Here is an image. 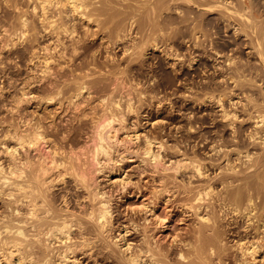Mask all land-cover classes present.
I'll return each instance as SVG.
<instances>
[{"label":"bare ground","instance_id":"obj_1","mask_svg":"<svg viewBox=\"0 0 264 264\" xmlns=\"http://www.w3.org/2000/svg\"><path fill=\"white\" fill-rule=\"evenodd\" d=\"M34 1L35 3L32 4L31 11L37 16V20L41 24L40 25L41 29L37 30V26L33 25L32 23H29L28 18L25 16V13H24L25 10L23 9L24 10V11L22 10L23 13L20 12L17 14L16 24L11 25L10 29L6 27H4L2 30L0 29L1 32L2 31H4V33L6 32L7 34L6 37H8L6 40H4L5 48L7 46V49H8V46L10 47V45H13L14 43H16L15 41L13 42L14 36L15 38L29 36L31 37L30 39L31 42L36 43V41L39 40L38 39L39 37H42L44 35H47V36L49 35V37H51L50 35L54 33V35L56 36V40H55V37L53 39L55 40V43L57 44L58 42L56 41L60 40V36H59L60 34L67 36L68 39L70 38L75 42L71 50L72 53L70 52L72 55L71 56L72 62L76 59L78 60V58H80L81 55H84L85 50H86V44L82 41L84 39L81 40L80 38H78L80 35L77 37L75 36L78 34V33L76 34L77 29H75V25L71 23L68 24V21L66 23L64 22V20L57 22L55 19L56 16L54 19L51 18L53 17L54 13L52 14V16H49L47 14V7L49 5H53L59 9L64 8V12L62 13H65L66 8H67L68 12H70L69 14L73 16L74 20L75 19L76 21L77 19L78 21L84 20V23L85 21L87 23L91 19L98 21L97 19H99L100 16L101 17L104 16V18L108 20L103 25L104 29L105 27H107L106 24L109 23V21L112 18L122 15V18L120 17L121 20L119 18L120 21L119 20L117 21L116 19L115 24L113 22H112L113 23L112 25L110 24V30L108 32L110 33L114 31L113 32L114 39H115L113 42L114 46L115 44H116L115 47L121 45V47L123 48L122 52L126 53L128 51L129 52L128 54L130 55V60L135 61V62L136 60L142 61V58H144L143 56H146L147 51L145 50L146 49L145 47L150 48V50L152 49V51L160 50L164 54V56L166 55V57L181 60L183 58V55L181 53L174 51L172 47L166 49L165 46H167L168 44L166 43V38L163 39L162 37L163 40H161L159 39L160 38L159 35L161 34L163 35V33L164 35H167L165 34V31L169 32V30H167L168 27L171 28L170 30H173V33L178 32V31L182 33L184 31L183 34L185 35V33L187 32L186 34L188 35L186 37H188V42H189V44L187 42L188 44L187 61H188V68L191 70V77H192L190 78L191 82L189 83V86H188V89H190L189 96L191 97V103L196 104V105L201 104L202 106H207V107L208 106L211 107L212 105L216 106L217 108L216 114L221 120V122L228 123L230 127L232 126L231 128H233L234 126L233 124L234 120L241 117L239 113L244 111L243 117L239 119H243V121H246V122H249V121L251 122L253 120V124L256 125L254 129L251 127L252 129H250L249 134L246 136H249V138H252V140L258 139L259 144L263 143L264 141L263 139L264 138L263 137L264 135V0H34ZM15 4H17L16 1H15ZM19 7H22V6H18V8ZM15 9H17V6H15ZM59 9L58 11L60 12ZM50 11H53V9ZM170 11H173L178 16V18L176 19L177 16L175 17L174 14H173L174 18L170 16L167 19L163 18V15L165 17V14L166 15L169 14ZM68 12H67V15H68ZM136 15L139 18H137ZM57 16L60 17L59 15ZM142 16H144V19L142 18ZM12 20L10 24L12 23ZM133 25H134V28L135 27L137 28L135 33L138 32L140 35V38L138 40H135L136 38L135 39L133 38L132 44L129 46L128 45L125 46L123 41H126L127 38L129 39L131 37L130 30L131 28H133ZM171 25L174 26V29L171 27ZM89 26H90V23H89ZM86 27H85V30H86ZM88 27H87V30L89 31ZM97 27H98V24H97ZM103 28L100 26L98 29L102 30ZM93 31L95 32V30ZM142 31H147V32L145 35L142 36L141 34ZM4 33H1V35ZM104 33L107 34V32H104ZM168 35H167V38H171V37H168ZM172 36H175V35H172ZM176 36L179 37L178 34ZM101 37H103V39L107 38L104 35ZM53 39L51 40L53 41ZM108 39L107 41L109 42ZM169 40L167 41L169 42ZM80 41H82L83 43L82 42L80 43ZM78 42L79 44L77 45L76 43ZM162 43H164L165 46H162ZM70 45H72V43ZM57 46L54 45V50H57ZM245 46H249L253 49L251 50L250 55L253 56V58L255 59L254 61H250L251 58L248 59L249 57L247 59L246 58L242 59L240 56L239 57L236 56V54H241V52H243L241 50ZM50 47L49 45L45 44L42 47L40 46V49H42V51L44 50L43 52L48 54L47 51L50 50L49 49ZM62 47L64 49V46ZM11 49H9L8 51H10ZM63 49L62 51H60L61 53H63L64 51L66 52V50H63ZM105 49H107V47ZM110 51H106L107 56L109 54L108 52ZM60 52H58V55ZM93 52L91 53L92 54L91 61L81 60V62L79 63H76V64L72 63L74 65L72 69H68L65 66H62V63L60 66L56 64L58 69L59 67L61 69L59 70V73L64 75V77L68 75V72L71 75L72 80L70 82L72 83V85L70 86L69 84L68 86L67 83H64V85L67 86V88H65L66 89L65 92H68V95L65 94L66 95L65 97L67 99L66 107L71 106L72 108L75 109V111L78 110V113L75 112L76 114L72 116L73 119H76L77 125H75L76 123L73 124L72 123L73 121L72 122L69 121L67 122L69 126L68 127L63 126L64 128L61 129V127H59V125H57L56 124L57 122H56L55 124L57 126H53L51 124L52 128L51 129L48 128L47 130L43 128V125L39 121H37L40 119H37L36 121L35 120L32 121L33 119L31 117H25L23 119V117L20 116L21 114L18 112H22L20 111L22 107L21 108L19 107L21 106L22 101H19V103L21 104L18 103L19 105H17L16 109L13 108L15 109V112L12 110L13 114H16V116L14 115L13 116L16 117L17 119L15 123L13 122L14 117L12 121L10 120L12 123H14V126L12 127L13 131L11 133L12 135L10 137L11 143L10 144L4 143V145L1 144L3 145L2 146L3 152L1 153H4L3 155L7 156L8 158L9 173H7V171L3 169L2 167L3 164L0 163V187L2 185H4L5 187L6 185V188L8 189V191L5 193L4 196L6 197V199L8 198L11 199L10 201L12 204L11 205L12 208L10 207L11 211L9 210V208L8 210L12 212V215H11L12 217L7 218V219H10L8 221L5 218L9 217V215L8 216L6 215L5 217L4 216L0 217V218L4 217L3 219H5V220L2 219L0 221L1 222L0 223V264H48L49 261L50 262L53 261L52 260L53 258H55V260L57 259L58 261L64 262V263L70 260L71 261L77 260L79 261V264H83L86 262L85 260H84L85 262H82V260L84 259L83 257L86 256L84 254H87V256L90 257L95 253L100 254L99 255L100 257L102 256L100 259V262H102L101 264H215V262L218 264H227L226 262L223 263L224 260L222 259L223 257L222 256L223 249H222V243H221L222 239H221L220 229L217 226L218 224L217 219H215V217L212 216L213 212L212 214H210L211 212L208 213L203 210L205 213L203 214V213H200L199 211L202 209L201 206L202 207L205 206L206 209H208L207 208L208 204H203L204 198L203 196H201L202 192L204 196L208 195V198L212 199L214 202V197L210 194L213 192L212 190H214L215 188L213 187L214 189H212L210 184H206V185L203 184L201 185L200 188H198L199 186L194 188L189 185L190 181H186L187 185H184V184L176 185L174 183V187L181 186L183 193L185 194L190 193V197L188 196V198L187 197L185 198V200L187 199L188 202H184L182 206H185V208H187L186 211L188 212V214L190 212L192 214V217L194 215L197 218L198 223L196 224L195 221L193 222L196 225L194 224L195 226L191 229V234L188 238L187 237L181 238L180 235L182 234L180 235L173 234L175 238H170V240L172 239L171 242L167 241V242H170L169 244L163 242L164 245L168 244L167 246H163L160 243H158L157 240H154L156 239L155 237L157 234L154 235V238L153 236H151V238L153 239L152 240L150 238L151 234L150 233L148 234L145 232L146 234H148V235H145L144 233L145 230L143 229L144 234L140 235V236H143V238L141 239L142 241L139 242V239H137L136 241H138L139 244L135 242V244L132 245L130 240L126 238V235L131 234L132 230L134 231L136 230L138 223L135 224L133 222L134 224L131 223L133 227L130 224H124V223H123L124 225L117 227V231H116L117 235L116 236L113 235L110 239V242H112L110 244L112 245H109V243L104 240L105 238L103 237H106L109 239V236H110V234L109 236H104V234L106 232H110L112 229L115 228V227L112 228L110 226H113L114 224V220H115L114 216L116 212L114 210H111L112 203L110 202L108 198H106L107 192L104 191L105 190L103 188L104 186L102 187L103 190L98 189L99 187H97V184H96L95 174L97 173L99 174L100 171H104L103 170L104 168H109V166L111 165L110 163L112 162L115 163L114 161H117V163L119 161L123 162L128 159L133 160L135 157L136 159L140 160V163H142L141 162V159H142V161L144 162L143 164H146L145 166L148 165L149 167L148 175H150V183L154 182V185L152 186L153 190L149 191L150 193L152 192V194H149L151 195L152 198L149 196L151 200L148 198L150 200L149 202H147L148 204L144 203V201L142 200L141 205L140 203L138 206H136L135 204L134 206L132 204L134 207L129 205L130 207L129 211L133 214H136L137 212L142 211V213L144 212L145 214L151 215V218H153L154 220L152 222H155L156 223L155 225H159V227L157 228L156 226H153L156 229L159 228V230L157 231H160L164 229L166 226H168L166 223V217H168L166 213L168 212L164 209L161 212L157 211V206L161 201L164 200L163 202H165L164 204H166V202L168 203L169 201V197H172L171 196L172 194H169L171 188L168 186V183L174 179L180 180L181 178L179 179L177 177H179L178 175H181L182 171L184 172L185 170L186 171L190 170V172L192 171L193 176L194 175L197 177L204 176V179L206 175L205 172L207 171L202 169V166H201L202 163L198 162V160H196V157L195 159H193V157L185 158V156L188 155L187 153H184V155L185 154L186 155L184 156L183 159H179L180 157L176 159L178 155L175 159H173L171 156L170 157L166 156L167 158H165L162 153L165 152L170 145H168L167 149L164 151L163 147L165 145L164 144L165 142L163 143L161 139L158 140L157 139L158 137L157 138L155 137L156 139L152 138L153 136L150 137L146 135L148 133L140 135L137 129V123H136V121L138 122L137 118H135L136 119L135 122H131V121L127 122L128 120L127 117L129 115L131 116L134 114H138L139 106L135 104L137 101L140 104V102L145 100L143 99V96L144 98L146 97L144 95L145 93L143 91H140L135 96L136 98V102H135L134 100H132L134 98V96L132 95L134 92L131 94L129 93V91L128 92L124 91L126 97L125 99L123 98L122 100V96L119 95L121 93L119 92L117 86L119 84L124 85L125 81H124L123 75H126L127 73L125 74V72L128 70V69L127 70L123 69L122 66H118V71H116L115 68H114L115 70L108 69L104 71L106 68L105 66H107V64H102L100 66L99 72L102 73L103 75L104 74L108 75V77L107 75H104L105 77H103V79L107 80V82L105 81L103 82L101 80L102 78L96 79L92 77L94 75V69L93 70L90 69V71H88L89 73L87 72V70H89L88 65L90 63H93L92 65H94L96 62V57H97L96 52L97 51H93ZM51 53L49 52V54L51 55L54 54L53 52ZM32 54L34 55V53ZM64 56L66 57V55ZM65 57L64 58L62 57L63 59L62 58L61 59L65 60ZM43 58L45 60L44 59L42 60H44V63L46 64L44 65V63H42L43 68H44L42 69L43 71L42 76L43 78H45L44 80L46 79L50 80V77L47 76V74L49 73V70L51 67L49 68V65H47L48 60L46 56ZM66 58H68V56ZM52 59L50 58V61ZM53 61L54 60H52V62ZM70 61H71V58L67 59L65 62L70 63ZM52 62H49L50 65ZM55 62L56 61H54V63ZM209 62H211V65L209 64L210 68L208 67ZM129 63L131 62L129 61ZM56 65L54 66L56 67ZM63 65H66V64L64 63ZM92 65L90 64V66ZM67 67H68V64H67ZM94 67L96 68L95 65ZM210 69H211V72H209ZM197 70L201 71V73L203 74L202 77L204 79L209 78L210 81L204 80L200 84L201 86H197L195 84L196 81L194 80L195 79L194 76H196ZM53 71L55 70L53 69ZM217 79L218 81H216ZM62 88H61V91H62ZM92 88L96 89L99 92H102V95L101 96L99 95L100 98L98 99V102H97L98 103L97 109L96 107L95 108L90 107L93 109V111L89 115L85 111L84 109L85 107L81 108L80 101L77 98L82 96V92L84 90L87 92L89 89H92ZM114 88H117L119 94L115 93V91L113 90ZM198 88L201 90V92L197 91ZM57 89H58V86H57ZM40 92H43V91H40ZM59 92L60 91H58L57 93ZM27 93H30V92L22 91L21 95L24 97L27 95ZM44 93H46V91ZM46 94H47L46 96H43L44 102L45 101L51 102V100L53 101V99L57 97V96L54 97V95H51L48 93ZM254 94L255 96H253ZM122 95L124 96V93ZM243 95L246 97L245 99L246 102L241 101L240 96H243ZM18 98L21 99L22 97L18 96ZM198 120L199 118L194 116L193 119L189 121L190 123L188 122L189 128L187 127V129H189V131H192L193 129H195L193 128V125L196 122H199ZM204 120L205 118L202 117V120L200 122H203ZM87 121L90 122V126L88 127L90 128L89 131H91V133H89L90 141H88L90 142V144H88L87 142L88 145L87 146L85 145L86 147L78 146L79 149H77V145H80V144L73 142V140L70 139V137L73 135H77L80 132V130H82L80 126L85 124ZM64 132L66 133L67 137L64 136L63 134ZM231 132L234 134L235 132H237V130L232 129ZM122 134L124 137H121ZM59 135L61 137H59ZM126 143L128 145L129 144L135 145V148L129 149V148L123 147L122 149L121 146L124 144L126 145ZM179 147H176V148H179ZM238 153H240V151ZM250 153L249 154L246 153L247 154L246 157L247 159H249V162L251 160L250 158L252 159L255 158L252 155H250ZM253 153L254 152H252V154ZM181 154H183V151ZM258 154L260 155V152ZM253 155H256V154H253ZM256 157L258 158V156ZM261 159L263 160V157ZM261 159L259 157V159L257 160V164H258V161H261ZM244 160H246V158ZM3 161H6V160H3ZM231 162H233V160ZM242 163L241 164L245 168L244 161ZM260 163L261 162H259V165ZM226 165L228 166V164ZM254 165H256V161ZM250 166L251 164L249 166H246V168L249 167L251 169L253 164L251 167ZM262 167H261V170H262ZM226 168H228V171H230L234 175L233 180L235 181L245 180L246 176L236 175L241 171L243 172L242 168H241L242 170H239L240 168L236 169L235 166H228ZM250 169H248V171L250 172L253 171ZM2 170H4L9 176L5 175V172ZM144 171L146 170L145 169H142V171L140 170V174L141 173L144 174ZM259 174L262 175V173H259ZM259 174L257 178H259ZM101 175H103V172ZM244 175H245V172H244ZM108 176L110 175L108 174ZM193 176L191 175L190 177H193ZM122 177L119 179L115 178L112 180V182L115 181L119 185V189L117 187V189L119 190V193L117 192L118 193V197L116 196L117 198H121V196L124 195L123 193H127V192L129 193L130 190L134 188L132 187L134 183L131 182L128 177H124V178ZM106 178H108V180L112 179L110 177H105V179ZM142 178L143 179H140V180H144V179L146 180L148 177L147 178L142 177ZM196 181H197V178H196ZM201 183L203 182L201 181ZM240 185H241V182H240ZM139 187H140L139 185H135V188L139 189ZM2 188H1L2 192L4 190L6 191V189L3 190ZM105 188L107 187L105 186ZM110 193H112L111 189H110ZM252 195H250L249 193L245 196H241L240 193H238L237 191V193L233 194L232 198L229 200L228 205L231 206L230 210H232L233 212L234 211L238 212L241 210L243 211V213L242 212L240 213L245 214L246 216L248 214V217H249L250 216L249 213L253 212L255 208L254 200H253L255 198H253ZM7 196L9 197L7 198ZM256 196L258 195L256 194ZM6 199H4L5 202H6ZM73 199L75 201L73 203L77 204L78 206V207L76 206V209L78 208L77 210H75L74 208L70 209L71 207L70 201L71 200L73 201ZM204 201L206 202L207 199ZM58 204H61L62 206L60 205V207H58L57 206ZM126 206L128 209V205ZM112 211H114L115 213H113ZM163 211L166 212V213H163L164 215L161 214ZM256 212L257 211L255 210V213ZM263 213L264 212H262V214ZM124 214L122 215L124 216ZM245 215H244V218H245ZM256 215L258 216L259 214H256ZM126 217H129V216H126ZM116 219H117V216H116ZM145 219H147V217H145ZM247 219L246 220L244 219V220L247 221ZM128 220L129 219H127L126 221ZM249 220H252V218ZM2 221H6V222L2 223ZM115 222L119 224V222L117 221ZM128 222H131V220ZM118 224H116V226ZM151 224L154 225L153 223ZM143 225H145V222ZM129 226L132 228H129ZM190 226L192 227V225ZM109 227L111 228V230L109 229ZM141 228L139 227V229ZM108 229L109 231H107ZM4 232L6 233L5 237L2 236L5 234ZM111 232L113 233V231ZM90 234H93V236L97 237L98 240H96V242L91 240V238L88 237ZM152 234H154V232ZM259 237L261 236L259 235ZM237 238L239 239V237ZM261 239L260 241L253 242L250 245H246L245 243L240 242V241H243L244 239L240 241L238 240L239 242L237 241L236 249L239 252L238 255L240 257L236 259L235 264H264V256L260 257V253L264 252V241H261ZM97 241H100L99 242L100 244L97 243ZM96 243L99 245H97ZM94 247L96 248L98 247V248L92 252V250H94L93 249ZM78 254H81V255L83 254L84 256L79 257ZM214 257L217 258V261L215 262H214L215 259H213ZM80 258H83V259L80 260ZM94 258H97V257H94ZM88 259L89 258H87V260ZM95 260L97 261V259ZM98 261H99V258H98ZM100 262H96V263H100Z\"/></svg>","mask_w":264,"mask_h":264},{"label":"rangeland","instance_id":"obj_2","mask_svg":"<svg viewBox=\"0 0 264 264\" xmlns=\"http://www.w3.org/2000/svg\"><path fill=\"white\" fill-rule=\"evenodd\" d=\"M15 1H16L17 4H15ZM34 3H35L34 0H31V1L30 0H27V1L26 0H8V2H7V0H0V29L2 30L4 27L10 29L11 25L16 24L17 23V14L20 13V12L23 13L22 12L23 9L25 10V11L24 10L23 11L25 13V16L28 18L29 23H32L33 25L37 26V30L38 29H41V26H40L41 24L37 20V16L31 11L32 4H34ZM15 6H17V9H15ZM18 6H22V7H19L18 8ZM12 8H13V10H12ZM49 8H50V10L53 9V11H50ZM117 8H119V7H117ZM58 9L59 8H56L53 5H49L47 7V14L49 16H52V14L54 13L53 14V17H51V18L54 19L55 16H56L55 19H56L57 22H60V21L64 20V22H66V23L68 21V24H70V23L71 24H74L75 25V29L78 30V32L76 30V34L77 33L78 34L75 35V36L77 37V36L80 35L78 38H80L81 40L84 39L82 41L86 44V50H85L84 55H81V57L78 58V60L76 59L77 61L74 60L72 62V57H71L72 56L71 55V53H72L71 50H72L73 44L75 42L72 39H70V38L68 39V37L67 36H64L63 34H60L59 35L60 36V40H57L56 41V42H58V44L55 43L56 36L54 35V33L50 35L51 37H49V35L48 36L47 35H44L42 37H39L38 38L39 40L36 41V43L35 42L32 43L31 40H30L31 37H29V36L28 37L27 36H24V37H20V38L19 37L18 38L17 37L15 38V36H14L13 42L15 41L17 44L14 43L13 45H10L11 48L12 47H14V48L11 49L8 46V49H7V46L5 48V44H4L5 43L4 40H6L8 38V37H6L7 34H6V32L4 33V31L1 32V30H0L1 33H4L5 34V36H4V34H2L3 35L2 36L1 33H0V40H1L0 41V45L2 44L0 46V62H1L0 63V87H1L0 88V139H1L0 140L1 141L0 142V150L2 149L0 151V159H1L0 160V163H2L4 166L5 165L7 166V168H6V166L4 168V166L2 165L3 169L5 171H7V173H9V169H8V158H7V156H4L3 155L4 153H1V152H3V147L2 146L4 145V143H6V144H10L11 143V140H10L11 138L10 137H11V135H12L11 133L13 131V128L12 127L14 126V123L16 122V119H17L16 117H14V116H16V114H13V111L15 112V109H16L17 105H19V104L22 103L21 106H19V107L20 108L21 107L23 108V109L22 108L20 109V111H22L23 113L22 112H18V113L21 114V115L20 114L19 115L21 117H23V119L25 117H31L33 119L32 121H34V120L36 121L37 119H40V120H37V121H39L43 125V128L44 129H47V130H48V128L51 129L52 128V125L53 126L59 125V127H61V129H62V128H64L63 126H66V127L69 126L68 123H67L69 121H71V122L73 121L72 123L73 124L76 123L75 125H77L76 119H73L72 116H74V114L78 113V110L76 109L77 111H75V109L72 108L71 106H68L69 108L66 107V105H67V101L66 100L67 99L65 97L66 96L65 94L68 95V92H65L66 91L65 88H67V86H65L64 83H67L68 86L70 84V86H71L72 83L70 81L72 80V78H71V75L69 74V72H68V75H66L65 77H64V75L60 74L59 73V70H61V69H60V67L58 69L57 65L60 66L61 63H62V66H65L68 69H72L73 66H74L72 63H75L76 64V63L81 62V60H83V61H91V55H92L91 53L93 51H97L96 52V55H97L96 62L94 64L96 66V68L94 67V65H92L93 63H90L92 66H90V64H89L88 65L89 70H87V72H88V71H90V69H92V70L94 69V75L92 77H94L96 79H101L102 78L101 80L103 82L104 81L107 82V80L103 79V77H105L104 75H107V74H104L103 75L102 73L99 72L100 66L102 64H107V66H105L106 68H105L104 71H106L108 69H112V70H115L116 69V71H118V66H122L123 69H126V70L128 69L125 72V74L126 73L127 74L126 75H123L124 76V81H125L126 84L125 83H124V85L119 84L117 86V88H118V90H119V92L121 94H119L117 88H114L113 89L115 91V93L121 95L122 96V100H123V98L125 99V97H126L125 92H128L129 91V93H131V94L134 92L132 94L134 96V98L132 100H134L135 102H136L135 96L140 91H143L145 93L144 94L146 96L145 98L142 95L143 96V99H145V100H143L142 102H140V104L137 101L136 104H135V105H138L139 106V109H140V110L138 109V114H134V115H131V116L129 115L127 117L128 118L127 122L128 121L129 122L130 121L131 122H135L136 121L135 118H137V120H138V122L136 121V123H137V129H138V132L140 133V135H143V134L148 133L146 135H148L150 137L153 136L152 138H155V137L157 138L158 137L157 138L158 140L161 139V141H163V143L165 142L164 143L165 145L163 147V150L164 151L167 149L168 145H170L169 147L172 146L171 148L168 147L169 150L167 149L165 152L162 153L165 158H167L166 156H169V157L171 156L173 159H175L177 157V155H178V157L176 159H178L179 157H180L179 159H183L184 156L186 155V154L184 155V153H187L188 155H186L185 158H188V157L189 158H192L193 157V159H195V157H196V160H198V162L202 163L201 164L202 169L205 170V171H207V172H205L206 175H205V179H204V176L203 177L202 176L201 177H197V176L194 175L195 176L194 177L192 171L190 172V170H187V171L185 170L184 172L182 171L181 175H178L179 177H177L179 179L181 178L183 181L181 179L180 180L174 179V180H172L173 182L171 181V182L168 183V186L171 188L169 194H172L171 195L172 197H169V201L167 200L169 204L167 202H166V204H164L165 202H163L164 201L163 200V201H161L162 203L160 202L158 204V206H157V211L161 212L164 209V210H166L168 212V213H166L165 211H163L161 213L162 215H164L163 213H166V215H168V217H166V223H167L168 226H166L164 229H162L160 231H157V230H159V228L158 229H156V228L159 227V225H155L156 223L155 222H152L154 220H153V218H151V215L145 214L144 212L142 213V211H139L136 214H133V213H131L129 211V209H130L129 205L130 206H133L135 204L136 206H138L139 203L141 205V203H142L141 201L142 200L144 201V203H147L152 198L151 195H149V194H152V192L150 193L149 191H152L153 190V187L152 186L154 185V182L151 181L152 183H150V175H148L149 174V169H148L149 167H148V165L145 166L146 164H143L144 162L142 161V159H141V162L142 163H140V160L139 159H136L135 157H134L133 160L132 159L126 160L127 162L126 161H123V162L122 161H119L117 163V161H114L115 163H113V162L110 163L111 164L109 166L110 169L109 168H104L103 169L104 171H100L101 173L99 172V174L98 173L95 174L96 175V177H95L96 184H97V187H99L98 189H100V190H103V188L105 189L104 191L107 192L106 193V198H108L110 200V202L112 203V204L110 203L112 205L111 206V210H114L116 212L115 213L114 211H112L113 213H115V216L113 214V216L115 217V220H114L113 226H110L112 228H114V227L115 228L111 230V228L109 227V229L111 231H113V233L111 231L110 232H106L107 234L105 233L104 236H109V234H110V236H109V239L106 238V237H103V238H105L104 240L106 242H108L109 245H112V244H110V243H112V242H110V239H111V237L113 235L114 236L117 235V232H116L117 231V227L118 226H121V225H124V224H130V225H132L131 223H133V222L135 224L138 223L140 225L137 224V228L138 229L136 228L135 231L134 230H132L133 232L131 231V234L126 235V238H128V240H130V242L132 243V245L135 244V242L138 243V241H136L137 239H139V242L142 241L141 239L143 238V236H140V235L141 234L143 235L145 232L148 233V234L149 233L151 234L150 235V238H151V236H153V238H154V235L157 234L158 236L156 235V237H155L156 239H154V240H157L158 243H160L163 246H167L171 242L172 239L170 240V238H175L173 234H176V235L182 234L183 236L180 235L181 238H184V237L185 238L186 237L188 238L190 236V234H191V229L198 223L197 222V218L194 215L192 217V214L190 212L188 214V212L186 211L187 208H185V206H182L184 204V202H188V200L187 199L185 200V198L186 197L188 198V196L190 197V193L189 194L183 193L181 186H179V187L178 186H175L174 187V183L176 185L177 184L187 185L186 184L187 183L186 181H190V184L189 185L191 187H194V188L195 187H198V186H199L198 188H200L201 185H203V184L204 185L210 184V186H211L212 189L215 188L214 190H212L213 192L210 191V192H212L210 195H212L214 197V202H213L212 199L208 198V195L204 196V194L202 192V195L201 196H203L204 200L207 199L206 202L203 200V204H208V206H207L208 209H206L205 206H203V207L201 206L202 209L201 208L200 209L202 211L201 210H199V211H200V213H203V214H205L204 211L205 212H208V213L211 212L210 214H212V212H213L214 215L212 214V216L215 217V219H217V222H218L217 226L220 229V234H221V239H222L221 243H222V249H223V253H222V256H223L222 259L224 260L223 263L226 262L227 264L228 263L229 264H233V263L235 264L236 259H238L240 257L238 255L239 252L236 249V244H237V241L238 240L240 241V240L244 239L243 241H240V242H243L246 245H250L253 242L260 241V239L262 237H264V231H263L264 230V213L262 214V212H264V206H263L264 205V202H263L264 201V180H263L264 178H262V177H264L263 176L264 175V173H263L264 172V166H263L264 165V141H263L262 144H259L258 139L252 140V138H249V136H246V135L249 134L250 129H252V128L254 129V127L256 126L255 124H253V120L251 122L250 121L249 122H246V121H243V119H239V118L243 117V113H244V111H243V112L239 113V115L241 117H239L238 119H235L234 120V122H233L234 126H233V128H231L232 126L230 127V125L228 123L221 122V120L219 119V117L216 114V111H217L216 106L212 105L211 107H209V106L207 107V106H202L201 104H197L196 105V104L191 103V97L189 96L190 89H188V86H189V83L191 82L190 78H192V77H191V70L188 68V61H187V59H188L187 47H188V44H189L188 37H186L188 35V34H186L187 32L185 33V35L183 34L184 31L182 33H180V31L173 33V30H170L171 28L168 27L167 30H169V32L168 31H165V34H167V35L169 34L168 37H171L172 39L171 38H167V35H164V33H163V35L161 34L162 36L159 35V37H160L159 39L163 40V39L166 38V43H168L167 46L169 45L167 47V46L164 45V43H162V46H165L166 49L172 47L174 49V51H176L178 53H181L183 55V58L181 60L180 59L178 60V59H172V58L166 57V55L164 56V54L160 50H153L152 51V49L150 50V48L145 47L146 48L145 50L147 51L146 52L147 53L146 56H143L144 58H142V61L141 60L140 61L139 60H136V62H135V61H131L130 60V55L128 54L129 53L128 51L126 53L125 52H122L123 48L121 47V45H119L120 47L119 46L115 47L116 44L114 46V43H113L114 40H115L114 39V35H113L114 34L113 33L114 31H112L110 33L108 32L110 30V24L111 25L113 23L115 24L116 19L118 21L120 17L122 18V15H119V16H116V17L112 18L111 19L112 21L110 20L109 23L106 24L107 27H105V29H104L103 28V25L108 21V20H106L104 18V16H102V17L100 16L99 19H97L98 21H95V20L91 19L93 21V23H92L91 20L88 21L90 23V26H89V23L88 22L86 23V21H85V23H86L85 24L84 23V20H79V21H78V19H77V21H76V19L74 20L73 19V16L69 14L70 12H68L67 8H66V11H65L66 14L65 13H62V12H64V8L59 9L60 12L58 11ZM54 10L56 11V13H55ZM48 11H49L50 14L48 13ZM67 12H68V15H67ZM170 13H171V15H170ZM170 13L167 14V15L164 13L165 14V17L162 14L163 15V18L167 19V18H169V16L170 17H173V18H174V16L175 17L177 16L173 11H170ZM173 14H174V16H173ZM57 15H59L60 17H58ZM136 17L139 18L137 15H136ZM121 18H120V20H121ZM142 18L144 19V16H142ZM177 18H178V16L176 17V19ZM71 19H73L75 22L73 20H71ZM11 20H12V23L10 24ZM15 20H16V22H15ZM30 20H32V21H30ZM83 23L85 24V26H84ZM95 24H96V26H95ZM97 24H98V27H97ZM8 25H9V27H8ZM99 25L103 28L102 30L98 29L100 27ZM86 26L87 27L89 26L88 27L89 31L87 30V27ZM85 27H86V30H85ZM94 27H95V29H94ZM171 27L174 29V26L173 25H171ZM93 30H95V32ZM136 30H137V28L136 27L134 28V25H133V28H131V30H130V35H131L132 38L130 37L129 39L127 38L126 41H123V43L125 44V46L131 45L133 38L134 39L136 38L135 40H138L140 38L139 33L137 32L138 35H137V33H135ZM86 31H87V33H86ZM104 32H107V34H105ZM146 32L147 31H142V33H141L142 36L145 35ZM170 33H171V35H170ZM177 34L179 35V37L176 36ZM100 35L101 36L104 35L105 37H107V35H108V37L107 38L104 37L106 39L105 40ZM172 35H175V36H172ZM54 37H55V40L53 39ZM162 37H163V39H162ZM173 37H175V38H173ZM176 37H177V39L178 38L179 39L177 40ZM50 38L53 39L54 42ZM100 38H102V39H100ZM108 38H110V39H108ZM107 39L109 40V42L107 41ZM169 39H171V40H169ZM19 40H21V41H19ZM167 40H169V42ZM60 41H62V42H60ZM82 41H80V43ZM187 42H188V44H187ZM42 43H44V44H42ZM71 43H72V45H70ZM105 43H107V44H105ZM45 44L49 45V47L51 46L49 49L50 50L53 49V50H51V51L48 50L47 52H48V54H49V52L50 53L53 52L54 53L53 55H51L52 53L48 55L47 53H44L43 52L44 50L42 51V49H40V46L42 47ZM76 44L78 45L79 42L76 43ZM54 45L55 46H57V45L59 46V47L57 46V50L58 51L57 50H54ZM62 46H64V49H63ZM105 46L107 47V49H105L106 48ZM9 49H11V50L8 51ZM55 49H56V47H55ZM62 49L63 50H66V52L64 51L65 54H64V52L63 53L60 52V51H62ZM251 50H253L251 47L245 46L241 50L243 52H241V54H236V56H238V57L240 56L242 59H245V58L247 59L249 57L248 59L251 58L250 61H254L255 59L253 58V56L250 55ZM37 51H38V53H37ZM106 51H110L108 53L110 54L111 57L109 56V54H108V56L106 55L107 54ZM35 52L37 54H39V53L40 54L37 55ZM58 52H60L59 55H58ZM32 53H34V55ZM35 54H36V56H35ZM63 54L66 55V57L68 56V58H66ZM93 54H94V52H93ZM105 55H106V57H105ZM30 56H32V57H30ZM40 56H42V57H40ZM45 56H46V58L48 60L47 61V65H49V68L51 67L50 70H49V73H48L49 75L47 74V76L50 77V80L49 79L44 80L45 78H43V76H42L43 75L42 69H44L42 63H44V60L45 59L43 57H45ZM48 56L51 59L54 57L55 59L53 58L52 60H54L56 62L54 63V61L53 62H52V60L50 61V58ZM61 56L63 58L65 57V60H62L63 58ZM88 56H90V57H88ZM28 58L29 59L31 58V59L29 60ZM70 58H71L70 63L65 62L67 59H70ZM42 59H44V60H42ZM58 59H60V60H58ZM61 61H63L66 65H63L64 63L61 62ZM129 61L131 63H129ZM49 62H52L51 65H50ZM45 64L46 63H44V65ZM67 64H68V67H67ZM209 64L211 65V62L208 63V67L210 68ZM54 65H56V67ZM53 69L55 71H53ZM51 70H52V72H51ZM209 72H211V69H210ZM52 74H54V75H52ZM98 75H100V76H98ZM101 75H103V76H101ZM192 75H194V74H192ZM202 75L203 74L201 73V71L197 70L196 76H194L195 77L194 80L196 81L195 84L197 86H201L200 84L204 80L205 81H210L209 78L204 79L202 77ZM63 77L65 78L66 81L64 80ZM107 77H108V75H107ZM39 78L42 79V80H40ZM58 79H60V80H58ZM216 81H218V79ZM51 82L54 85H52ZM59 84H60V86H59ZM61 85H63V86H61ZM57 86H58V89H57ZM62 87H64V88H62ZM110 87H112V86H110ZM61 88H62V91H61ZM57 90L60 91V92L57 93L58 92ZM89 90L87 92L84 90L82 92V96L78 97L77 99L80 101L81 108H84L85 107L84 108L85 111L90 115L92 113V111H93V109L90 108V107H93V108L96 107V109H97V105H98L97 102H98V99L100 98V96L102 95V92H99V91H97L96 89H93V88L92 89H89ZM22 91H25V92H28L29 91L30 92V93H27V95H26L27 97L24 96L26 99L21 95ZM40 91H43V92H40ZM45 91L48 94L54 95V97L57 96L56 98H54L55 100L53 99V101L51 100V102H49V101L46 102L45 101L46 102L45 103L43 101V96H46L47 95L46 93H44ZM51 91H53V92H51ZM197 91L201 92V90L199 88H198ZM54 92L56 93V95H55ZM122 92L124 93V96L122 95L123 94ZM41 93H43V94H41ZM59 94H60V96H59ZM18 96L19 97H22L21 98L22 100L20 98H18ZM253 96H255V94ZM64 97H65V99H64ZM240 97H241V101L242 102L243 101L246 102V100H245L246 97L244 95L243 96H240ZM27 98H28V100H27ZM14 99L15 100L18 99L17 100L18 102L15 101ZM19 101H22V102L19 103ZM16 102H17V104H16ZM38 102H40V103H38ZM13 108H15V109H13ZM66 108H68V109H66ZM27 115H29V116H27ZM194 116H196V117L199 118V120H198L199 122H196L193 125V128H195V129H193L194 131L193 130L192 131H189V129H187V127L189 128L188 122L190 120H192ZM13 117H14L15 120L13 119ZM202 117L205 118V120H204L205 122L204 121L203 122H200L202 120ZM12 119H13V122L14 123L11 122ZM10 123H12V124H10ZM86 124H87V126H86ZM83 125L80 126L82 128V130H80V132L77 135H73L74 137L73 136L70 137V139H72L73 142H75L77 144H80V145H77V149H79L78 146L79 147H83V146L86 147L88 144H90V142H88V141H90V134L89 133H91V131H89L90 128H88L90 126V122L87 121ZM10 127H11V129H10ZM232 129L237 130V132H235L233 134L232 133L233 131L231 132ZM80 133H82V134H80ZM63 134H64L65 137H67L65 132ZM86 134H88V135H86ZM3 136H5V137H3ZM59 137H61V136L59 135ZM121 137H124L123 134L121 135ZM263 137H264V135H263ZM240 138L243 141H241ZM87 142H88V144H87ZM136 143H138V142H136ZM1 144H3V145H1ZM121 147H122V149H123V147L124 148L126 147V148H129V149H132V148H135V145H133V144L132 145L131 144L128 145L126 143V145L124 144ZM176 147H179V148H176ZM247 150H248V152H247ZM182 151H183V154H181ZM239 151H240V153H238ZM250 151H251V153H250ZM176 152H178V153H176ZM245 152L247 154L250 153V155H252L253 157H255L253 159L250 158L251 159L250 162L252 161L251 163L249 162V159H247V157H246L247 154ZM252 152H254L253 154H256V155H253ZM259 152H260V155L258 154ZM166 153H168V154H166ZM174 153H176V154H174ZM256 156H258V158ZM3 157H5V158H3ZM259 157H260V159L263 157V160L261 159V161H258V164H257V160L259 159ZM2 158H3V160H6V161H3ZM245 158H246V160H244ZM254 159L256 161V165L257 166L259 165V162H261L258 167L256 165H254L255 164ZM201 160H202V162H201ZM232 160H233V162H231ZM243 161L245 163L244 164L245 168L242 165L243 164L242 163ZM226 164H228V166H235L236 169L237 168L238 169L240 168L239 170H242L243 169V172L241 171V172L238 173L239 175L238 174H236V175L237 176H246L245 177V180H239V181L233 180L234 179V175L230 171H228V168H226L228 166ZM250 164H251V166L253 164L252 167L250 166L251 169L249 167L246 168V166H249ZM238 165H239V167H238ZM240 165H241V167H240ZM261 167H262V170H261ZM141 168L146 170V171H144V174L145 175L143 173L140 174V170L142 171ZM245 169H247V170H245ZM248 169L253 170V171L250 172V171H248ZM4 170H2V171H4ZM109 170L111 172H113V171H115V172L111 173ZM102 172H103V175H101ZM244 172H245V175H244ZM7 173L5 172V175H7ZM256 173H258V174L259 173H262V175L259 174V178L261 180L259 178H257L258 177V174H256ZM108 174L110 176H108ZM97 175H99V176H97ZM191 175L193 177H190ZM7 176H9V175H7ZM120 176L121 177L122 176L128 177L130 179V181L134 183L132 185V187H134V188H132V190H130L129 193L128 192L127 193H123L124 195L121 194V195H123V196H121V198H117L118 197V193H119V190H118L119 189V185L115 181H113L114 182L113 183L112 180L115 179V178L119 179V178H121ZM140 176H141V178H140ZM105 177H110L112 179L111 180L109 179L110 180L109 181L108 178L105 179ZM124 177H122V178H124ZM142 177L147 178V179L146 180L145 179L144 180H140V179H143ZM184 178H185V180H184ZM196 178H197V181H196ZM198 178H200V179H198ZM256 178H257L258 182H257ZM201 181L203 183H201ZM209 181H211L212 183L209 182ZM146 182H147V184H146ZM205 182H207V183H205ZM240 182H241V185H240ZM232 183H234V184H232ZM235 183H237V184H235ZM99 184H101V185H99ZM198 184H200V185H198ZM135 185H139L140 186L139 189L138 188H135ZM105 186L107 188H105ZM256 186H257V188H256ZM117 187H118V189H117ZM1 188L3 190L6 189V191L4 190L2 192L1 191ZM245 188H246V190H245ZM110 189H111V192L112 193H110ZM249 189L251 190V192H250ZM253 190H254L255 193L253 192ZM7 191H8V189L6 188V185H5V187H4V185H2L0 187V192H1L0 193V215H1L0 217H2V216L5 217L6 215L7 216L9 215V217H6L5 218L8 221L10 219H7V218L12 217L11 216L12 215V212H10L11 211V208H12V206H11L12 204H11V201H10L11 199L8 198L9 196H7L8 199H6V197L4 196ZM237 191H238V193H240L241 196H245V195H247L249 193H250V195H252L254 193L252 195V197L255 198L253 200H254V207L256 209L254 208V211L252 210L253 212L249 213L250 214L249 217H248V214H247V216L245 214H242L243 211H241V210L238 211V212H235L234 211L235 213L232 210H230V207L231 206L228 205L229 200L232 198L233 194L237 193ZM107 194H109V195H107ZM256 194L258 196H256ZM110 195H112V196H110ZM146 195H147V197H146ZM113 198H115L116 200L113 199ZM4 199H6V202H5ZM118 199H119V201H118ZM73 202H75L74 199H73V201L72 200L70 201V204H71L70 209L74 208L75 210H77L78 209V208L76 209L77 204H75ZM209 202H210V204H209ZM256 202H257V204H256ZM161 204H163V205H161ZM259 204H261V205H259ZM60 205L61 204H58L57 206L60 207ZM126 205H128V209H127V206ZM212 207H213V209H212ZM8 208H9L10 211L8 210ZM2 210H3V212H2ZM182 210H184L185 212L182 211ZM255 210L257 211L256 213H255ZM218 211H219V213H218ZM240 212H242V213H240ZM121 213L122 214L125 213L124 216ZM256 214H259L260 216L259 215L257 216ZM125 215L126 216H129V217H126ZM244 215H245V218H244ZM254 215H255V217H254ZM262 215H263V217H262ZM116 216H117V219H119L120 221L116 219ZM140 216H142V217H140ZM145 217H147V219H145ZM3 218H0V221ZM123 218H125V219H123ZM247 218H249V219L252 218V220H249ZM5 219H3V220H5ZM127 219H129L128 221L131 220V222L126 221ZM244 219L245 220L247 219V221H245ZM253 219H255V220H253ZM115 221L119 222V224L116 223ZM194 221H195L196 224L193 223ZM249 221H251V222H249ZM4 222H6V221H2V223H4ZM144 222H145V225H143ZM120 223H122V224H120ZM151 223H153L154 225H152ZM116 224H118V225L116 226ZM146 224L147 225L150 224V225L147 226ZM190 225H192V227ZM138 226L140 228L141 227L142 228L139 229ZM153 226H156V228L153 227ZM132 227H133V225H132ZM132 227L129 226V228H132ZM154 228H155V230H154ZM109 229L107 231H109ZM143 229L145 230L144 233H143ZM156 231H157V233H156ZM235 231H237V232H235ZM153 232H154V234H152ZM175 232H177L178 234L175 233ZM146 233H145V235H148ZM258 234L261 237H259ZM234 235H236V236H234ZM2 236L5 237L6 236V233L4 235H2ZM88 237H90L91 240H93L94 242H96V240H98V238L95 237V236H93V234H90ZM237 237H239V239ZM253 238H254V240H253ZM263 239L264 238H262L261 241H264ZM235 240H236V242H235ZM161 241H162V243H161ZM167 241H170V242H167ZM99 242L100 241H97V243H99ZM163 242L164 243H168V244H165L164 245ZM137 243H136V245H137ZM99 244H97V245H99ZM97 248L94 247L93 248L94 250H92V252L95 251ZM80 255L81 254H78L79 257H82V256L86 255V256L83 257L84 259L83 258H80V260L83 259L82 262H85L86 261L83 264H86V263H88V264H101L102 263V262H100V259L102 257V256L101 257L99 256L100 254L95 253L92 256H90L91 258L93 257L92 260L94 262L91 260V258L89 256H87V254H84V255L82 254L81 256ZM262 256H264V252H261L260 253V257H262ZM85 257H86V259H85ZM94 257H97V258H94ZM87 258H89V259L87 260ZM98 258H99V261H98ZM95 259H97V261ZM213 259H215L214 262L217 261V258L214 257ZM52 260L53 261H51V262L49 261L48 264H50V263L51 264H61V263L68 264L69 262H70L69 264H74V263L75 264L76 263L79 264V261H77V260H74V261H71L70 260V261H67L65 263L64 262H60L57 259L55 260V258H53ZM54 261H56V262H54ZM52 262H54V263H52ZM96 262H100V263H96ZM215 264H218V263L215 262Z\"/></svg>","mask_w":264,"mask_h":264}]
</instances>
